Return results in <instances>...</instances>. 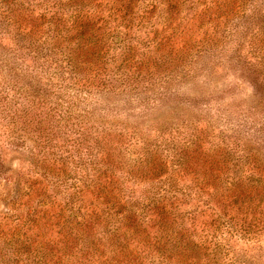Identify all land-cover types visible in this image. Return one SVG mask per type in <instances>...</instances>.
<instances>
[{
    "label": "rangeland",
    "instance_id": "1",
    "mask_svg": "<svg viewBox=\"0 0 264 264\" xmlns=\"http://www.w3.org/2000/svg\"><path fill=\"white\" fill-rule=\"evenodd\" d=\"M0 264H264V0H0Z\"/></svg>",
    "mask_w": 264,
    "mask_h": 264
},
{
    "label": "trees",
    "instance_id": "2",
    "mask_svg": "<svg viewBox=\"0 0 264 264\" xmlns=\"http://www.w3.org/2000/svg\"><path fill=\"white\" fill-rule=\"evenodd\" d=\"M169 1V0H168ZM255 195H256V193H254L253 194V197H251V198H247V199H245L246 197H243V198H240V195L239 194H236L235 196H234V200L235 201H237L238 199H241L242 201H244L245 200V202H246V200L248 201V203L251 205V206H253L252 205V203L253 202H255L257 199L255 198ZM41 207H44V206H39V208H37V209H32L31 210V213H30V216L31 217H33L32 216V214L33 215H36L38 218H39V216H40V214H41ZM79 210L81 211L82 210V212L78 215V216H75V217H73V219H69L68 218V220H65L64 222H63V224H61L60 222L59 223H57V224H55L54 222H51V221H48L46 224H48L49 223V225H51L52 227H58V226H61V225H63L64 227H66V229H68V231L69 232H71V233H73V232H78V233H81L83 230H85V229H87L88 227H90L91 225H92V223H93V221H91V219L93 218V212H89V210L86 208H81V206L79 207ZM45 212V211H44ZM114 214H108V216H110V217H112ZM160 217H162V216H165V217H168V215L167 214H162V213H160V215H159ZM79 218H80V220L81 221H79ZM162 219H164V218H162ZM91 221V222H90ZM166 221V223L168 222L167 220H165ZM36 225L37 224H41V222H39L38 223V221L36 220ZM160 223L162 224V222H161V220H160ZM77 233V234H78ZM162 237H164L163 235H162ZM161 237V238H162ZM159 241V240H158ZM195 261L197 262V260H193L192 262H194L195 263ZM191 262V263H192Z\"/></svg>",
    "mask_w": 264,
    "mask_h": 264
}]
</instances>
